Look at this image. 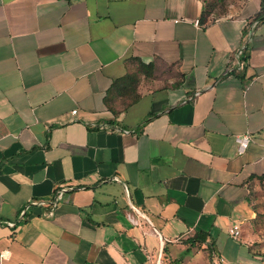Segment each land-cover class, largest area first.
<instances>
[{
	"label": "crops",
	"instance_id": "obj_1",
	"mask_svg": "<svg viewBox=\"0 0 264 264\" xmlns=\"http://www.w3.org/2000/svg\"><path fill=\"white\" fill-rule=\"evenodd\" d=\"M204 1L0 0V264L260 263L264 0Z\"/></svg>",
	"mask_w": 264,
	"mask_h": 264
},
{
	"label": "trees",
	"instance_id": "obj_2",
	"mask_svg": "<svg viewBox=\"0 0 264 264\" xmlns=\"http://www.w3.org/2000/svg\"><path fill=\"white\" fill-rule=\"evenodd\" d=\"M217 1L211 0V1H204V6L201 10L200 18L198 19L200 22H204L209 12L216 8ZM130 60L135 62V70L131 72H125L121 76L113 79L110 83V85L107 87L103 99L106 104L112 103L110 102L111 99L114 100L116 97L120 100L122 107H125V105L131 100H133L136 97V91L135 87L138 81V74L141 72H144V70L151 66L150 62H143L139 58L132 57ZM126 99V100H125ZM115 111V109H114ZM251 178H255V180H252ZM256 181L258 186H264V174H258V175H250L248 178V188L251 184V182ZM248 193L246 195V199L250 200V194ZM254 210V209H253ZM254 215L252 217L255 218ZM204 234L201 232L195 233L193 236L188 237L185 239L186 242L193 243L194 241L202 242L204 240ZM258 258H261L260 255H258Z\"/></svg>",
	"mask_w": 264,
	"mask_h": 264
},
{
	"label": "rangeland",
	"instance_id": "obj_3",
	"mask_svg": "<svg viewBox=\"0 0 264 264\" xmlns=\"http://www.w3.org/2000/svg\"><path fill=\"white\" fill-rule=\"evenodd\" d=\"M211 1V0H205ZM228 2H234L235 0H225ZM139 78V75H138ZM250 194V205L254 209L255 218L248 219L247 227L250 235V247L253 249V252L256 255H260L261 258H258L260 263L264 264V186H258L256 181L251 182L249 186ZM182 260V259H181ZM256 264L257 262L254 261ZM184 264H220L213 260L212 256L209 253H206L204 256L192 255L187 260L184 261ZM252 264V263H251Z\"/></svg>",
	"mask_w": 264,
	"mask_h": 264
},
{
	"label": "built area",
	"instance_id": "obj_4",
	"mask_svg": "<svg viewBox=\"0 0 264 264\" xmlns=\"http://www.w3.org/2000/svg\"><path fill=\"white\" fill-rule=\"evenodd\" d=\"M72 112H73V110H72ZM249 139H250V136L248 134H237L234 136V140L236 142V151L238 153H240L241 151L244 150ZM263 141H264V138H263ZM61 190H62V188H60V187L53 190L52 203H54L60 197ZM228 232H229V234L236 236L238 234L237 225H232L228 229Z\"/></svg>",
	"mask_w": 264,
	"mask_h": 264
}]
</instances>
